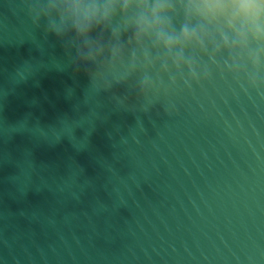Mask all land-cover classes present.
Listing matches in <instances>:
<instances>
[{
    "label": "water",
    "instance_id": "obj_1",
    "mask_svg": "<svg viewBox=\"0 0 264 264\" xmlns=\"http://www.w3.org/2000/svg\"><path fill=\"white\" fill-rule=\"evenodd\" d=\"M126 68L0 0V264H264V94Z\"/></svg>",
    "mask_w": 264,
    "mask_h": 264
},
{
    "label": "clouds",
    "instance_id": "obj_2",
    "mask_svg": "<svg viewBox=\"0 0 264 264\" xmlns=\"http://www.w3.org/2000/svg\"><path fill=\"white\" fill-rule=\"evenodd\" d=\"M33 28L62 45L90 78L125 60L118 84L135 77L143 96L154 80L206 81L210 68L264 94V0H21ZM14 7V5H11ZM91 65V69H89ZM17 72V76L23 79Z\"/></svg>",
    "mask_w": 264,
    "mask_h": 264
}]
</instances>
